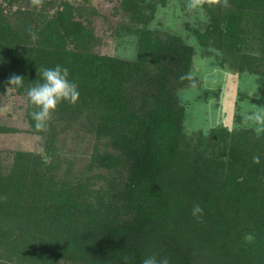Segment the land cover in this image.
Listing matches in <instances>:
<instances>
[{"label":"trees","instance_id":"16d2710c","mask_svg":"<svg viewBox=\"0 0 264 264\" xmlns=\"http://www.w3.org/2000/svg\"><path fill=\"white\" fill-rule=\"evenodd\" d=\"M194 1L214 11L217 0ZM221 1L232 9L209 13L193 34L221 66L264 76V0ZM156 8L120 0L112 13L129 20L114 24L97 0L1 1L0 92L27 99L40 68L60 64L80 98L59 104L42 131L27 99L44 154L18 151L10 167L0 155V264H141L148 255L169 264H264V130L186 135L176 92L191 84L196 51L152 28ZM109 39L133 41L134 58L104 53ZM13 74L22 85L9 83ZM68 133L95 140L88 169L104 175L63 171L59 142Z\"/></svg>","mask_w":264,"mask_h":264},{"label":"rangeland","instance_id":"374dc122","mask_svg":"<svg viewBox=\"0 0 264 264\" xmlns=\"http://www.w3.org/2000/svg\"><path fill=\"white\" fill-rule=\"evenodd\" d=\"M2 0H0L1 3ZM102 13L110 23L124 24L127 16L112 13V7L119 5L120 0H97ZM156 4V19L152 28L162 29L169 34L181 37L185 43L192 45L196 51L191 84L176 92L179 104L185 107L186 120L184 129L189 138L197 140L207 138L212 130L225 127L229 131L246 129L254 131L259 137L264 130V107L260 102V90L264 89V76L240 73L235 68L223 67L216 60L215 52L204 51L192 30H202L209 24L211 12L224 13L233 5L223 1H215L211 6L214 11L207 10L194 0H150ZM151 11H147L150 15ZM154 18V17H153ZM100 22V21H99ZM131 25V24H130ZM132 26V25H131ZM103 47L102 51L115 56L134 58L133 41L122 46ZM109 45V43H108ZM26 97L19 96L10 89L0 92V155L5 167H10L18 151L44 154L45 142L41 137L32 134L26 120ZM9 129L10 131H5ZM95 140L82 135L79 139L71 133L61 137L59 151L64 158L63 171L72 170L81 175H104L102 170L88 169ZM103 150V149H102ZM70 162V168L68 166ZM101 181V182H99ZM94 183H102L96 179Z\"/></svg>","mask_w":264,"mask_h":264},{"label":"clouds","instance_id":"9594fccd","mask_svg":"<svg viewBox=\"0 0 264 264\" xmlns=\"http://www.w3.org/2000/svg\"><path fill=\"white\" fill-rule=\"evenodd\" d=\"M29 35L33 41L38 39L35 31L29 30ZM40 81L26 89V96L30 112L37 131L45 130L48 123L61 103L77 104L80 98L79 84L71 77L67 67L56 64L54 67H41L39 70ZM24 78L13 74L9 83L11 85H22ZM259 163V157L255 158ZM199 210V209H197ZM141 264H169L167 258H158L155 255L144 257Z\"/></svg>","mask_w":264,"mask_h":264}]
</instances>
